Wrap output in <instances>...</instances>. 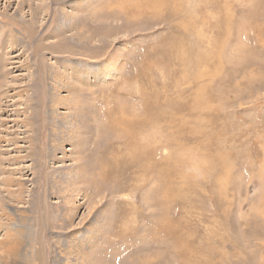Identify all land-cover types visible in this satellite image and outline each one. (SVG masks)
I'll return each instance as SVG.
<instances>
[{"label": "rangeland", "instance_id": "rangeland-1", "mask_svg": "<svg viewBox=\"0 0 264 264\" xmlns=\"http://www.w3.org/2000/svg\"><path fill=\"white\" fill-rule=\"evenodd\" d=\"M0 181L19 264H264V0H0Z\"/></svg>", "mask_w": 264, "mask_h": 264}, {"label": "bare ground", "instance_id": "bare-ground-1", "mask_svg": "<svg viewBox=\"0 0 264 264\" xmlns=\"http://www.w3.org/2000/svg\"><path fill=\"white\" fill-rule=\"evenodd\" d=\"M5 184H7V182H5ZM10 196L8 198H10ZM11 197H13V196H11ZM19 197H20V195H19ZM2 199H4V198H2ZM12 210L13 209H11V211ZM6 211H1V214H0V264H19L15 260H17L18 256H20V254H21L20 249H22V247H23L21 245V235H23L21 233V230L24 229L23 228L24 225H22L21 223H23L25 216L22 215V214H24V212H21L20 210H19L20 212H18L15 209L14 212H12V213L9 212V214H7L8 212H6ZM34 218H36V217H34ZM33 220H35V219H33ZM32 251H33V248H32ZM29 254H32V252L30 251Z\"/></svg>", "mask_w": 264, "mask_h": 264}]
</instances>
